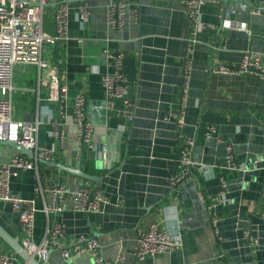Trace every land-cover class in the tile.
Instances as JSON below:
<instances>
[{
  "label": "crops",
  "instance_id": "crops-1",
  "mask_svg": "<svg viewBox=\"0 0 264 264\" xmlns=\"http://www.w3.org/2000/svg\"><path fill=\"white\" fill-rule=\"evenodd\" d=\"M108 1L69 0L70 39L44 42L41 47L48 67L18 64L14 69L13 117L40 121L37 142L52 149L51 161L81 169L99 180L38 162L41 185L47 187L59 180L67 190L84 186L107 199L101 212L89 214L73 210L71 199H65L60 216L66 243L81 234L96 237L106 259L123 257L116 264H264V79L250 72L208 70L237 63L246 49L264 58V11L250 13L259 0H209L201 6L205 27L192 47L181 126L175 115L190 26L182 0H121L126 13L118 30L107 26ZM82 2L87 5L88 21L81 28L76 12ZM53 7L50 2L44 8L46 37L53 34ZM240 23H245L249 34L237 27ZM115 51L122 53L121 72L128 79V96L134 103L133 120L122 132L119 129L125 121L114 110H106L105 119L98 110L91 112L92 107L99 108L92 104L105 99L101 77L113 71L108 54ZM51 73L58 74L68 87L61 113L57 104L44 100ZM79 89L85 92L86 109L94 125L92 143L110 144L112 167H99L93 147L77 148L71 114ZM52 121L61 123V143L50 135ZM206 125H214L217 136L207 137ZM179 135L195 138L193 157L205 166L173 191L168 178L176 167ZM118 136L120 143L115 140ZM219 138L232 144L235 159L245 171L223 168L226 149ZM17 153L13 147L0 145V163ZM253 157H258L256 167L248 165ZM219 175L228 181V201L215 208L221 215L217 236L209 222L207 203L217 192ZM34 186V170L19 169L10 179L9 195L34 199L38 209L34 238L38 239L45 226L40 209L46 194H35ZM153 222L172 233L179 228L181 244L169 254L137 261L132 254L137 236ZM0 225L20 238L18 215L9 202L0 201ZM249 236L257 239L256 246L250 245ZM0 252H13L2 239ZM90 260L88 255L66 260L52 249L46 264H88Z\"/></svg>",
  "mask_w": 264,
  "mask_h": 264
},
{
  "label": "built area",
  "instance_id": "built-area-1",
  "mask_svg": "<svg viewBox=\"0 0 264 264\" xmlns=\"http://www.w3.org/2000/svg\"><path fill=\"white\" fill-rule=\"evenodd\" d=\"M68 1L69 0H0V139L12 142L21 147L33 151V158L18 151L7 162L0 163V201L9 202L12 209L18 215L20 230V242L25 250L40 262L47 263L49 251L56 249L66 260L77 256L88 255L94 264H116L122 260L121 255L114 259H106L101 251V243L96 237L79 235L73 242L65 241V225L61 219L64 210V201L71 199L73 210L85 214L101 212L107 199L97 190L79 186L73 190H67L59 180H54L49 186L43 187L37 170L39 160L51 161L52 149L37 142V130L39 120L27 122L15 119L13 109V75L18 64H35L38 68L48 67V62L41 57V47L44 42L55 44L66 42L68 36ZM209 0H182V7L190 26L186 40V47L181 63V92L179 97V112L175 115L182 125V112L188 82L191 71L192 47L197 42L198 33L205 27L201 19V6ZM50 2L54 3L52 11L53 34L46 37L43 33L44 8ZM264 11V0L252 7L251 14H260ZM126 13V4L121 0H109L106 7V23L110 29L118 30L122 27ZM76 18L80 27H84L88 21L87 5L82 2L77 7ZM238 28L246 30L245 23H240ZM249 34V31L246 30ZM111 57L113 71L106 72L101 77V84L105 91V109L112 111L124 119L119 131H125L128 123L134 117V103L128 96V79L121 72L122 53L115 51L108 54ZM210 72L221 74L253 73L264 79V58L260 53L246 49L242 51L240 60L232 65L220 64L208 68ZM68 87L61 82L56 73H51L48 78L47 93L44 98L47 102L58 105L59 113L64 110L67 99ZM71 124L75 128V142L77 148L82 150L84 146L93 147L91 140L93 123L86 109V96L83 89H79L73 99ZM204 134L207 137L217 136L214 125H206ZM50 135L62 142L61 123L51 122ZM225 144L223 168L229 171H245L235 159L232 144L222 140ZM195 138L179 135V151L174 172L169 176V186L176 191L185 182L189 181L196 171L204 169V164L193 157ZM105 146V144H103ZM249 166L258 165V157L249 159ZM106 166V158L103 156L102 167ZM19 169H33L35 174L34 192L42 196L43 205L40 209L45 215V226L42 235L34 238L35 212L34 199L11 197L9 185L12 176ZM228 181L224 175L218 176V189L209 197L207 203L208 217L212 230L218 236L217 223L221 215L215 210L217 205L228 201ZM264 219V213H261ZM220 238V237H219ZM218 238V239H219ZM257 239L249 236V243L253 247L257 245ZM181 244L179 228L172 233L153 222L142 229L133 247V257L137 261L145 258H155L169 254ZM0 264H27L14 252H0Z\"/></svg>",
  "mask_w": 264,
  "mask_h": 264
},
{
  "label": "water",
  "instance_id": "water-1",
  "mask_svg": "<svg viewBox=\"0 0 264 264\" xmlns=\"http://www.w3.org/2000/svg\"><path fill=\"white\" fill-rule=\"evenodd\" d=\"M92 106H97L99 108H91V112L92 113H96L99 111V113L102 115V119H105V115H106V109H105V103L104 101L102 102H97L95 104H92ZM98 110V111H97ZM102 124H105V122H102ZM118 133V132H117ZM111 134H115V131ZM117 140L120 143V136L117 137ZM103 144H105V146H103ZM0 145H8L10 147L15 148L17 151H19L20 153L26 155L28 158H33V151L28 149V148H24L21 147L20 145H16L12 142L6 141V140H1L0 139ZM94 151H95V158L98 162L99 167H102V160H103V156L108 160L106 163V167H112L113 162L112 160L109 161L108 158H110L111 156V152H110V144H108V142L105 143H96L94 144ZM115 157H118L115 156ZM40 163H44L48 166H54L59 170H64L67 171L73 175L76 176H80L83 178H88V179H92L95 180L96 182L99 181L98 178L92 176V175H88L84 172L81 171V169H73L71 167H68L66 165H63L60 162H55V161H46V160H39ZM0 239H2L8 246L9 248L17 255L20 257L21 260H23L24 262H26L27 264H45L43 262H40L39 260H37L36 257H34L33 255H30L25 248L22 246L19 238L17 236H13L11 235L9 232H7L1 225H0ZM166 255V254H165ZM88 264H94L92 260H90V262Z\"/></svg>",
  "mask_w": 264,
  "mask_h": 264
}]
</instances>
